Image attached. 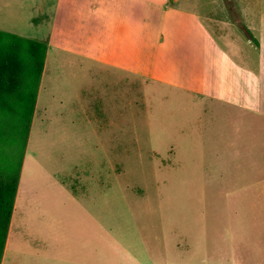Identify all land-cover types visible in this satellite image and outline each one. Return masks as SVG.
<instances>
[{
    "label": "rangeland",
    "instance_id": "1",
    "mask_svg": "<svg viewBox=\"0 0 264 264\" xmlns=\"http://www.w3.org/2000/svg\"><path fill=\"white\" fill-rule=\"evenodd\" d=\"M197 1L206 21L241 26L239 0ZM36 20L46 26L0 31L48 40L49 15ZM15 48H0V156L20 175L6 264H264V152L240 151L238 114L139 76L85 78L62 61L44 72L21 146L9 110L29 59Z\"/></svg>",
    "mask_w": 264,
    "mask_h": 264
},
{
    "label": "crops",
    "instance_id": "2",
    "mask_svg": "<svg viewBox=\"0 0 264 264\" xmlns=\"http://www.w3.org/2000/svg\"><path fill=\"white\" fill-rule=\"evenodd\" d=\"M197 2L0 0V25L43 27L46 23L34 19L49 15L37 93L46 77L60 72L62 61L85 78L103 73L139 76L184 92L203 107L211 104L233 110L239 115L232 127L240 130V151L264 152V0L237 2L241 26L230 19L206 21L194 7ZM53 178L77 199L76 189L68 190L66 181ZM19 180L20 175L0 264H6L10 251ZM37 257L39 264H52L49 255Z\"/></svg>",
    "mask_w": 264,
    "mask_h": 264
},
{
    "label": "trees",
    "instance_id": "3",
    "mask_svg": "<svg viewBox=\"0 0 264 264\" xmlns=\"http://www.w3.org/2000/svg\"><path fill=\"white\" fill-rule=\"evenodd\" d=\"M6 43H15L16 48L13 52L18 51L17 48L25 49V53L27 54L29 59V64L25 78L23 80L21 91L16 97V100L11 104V109L9 110L12 114L16 115L21 120V123L18 124V122H12L8 126L13 129L16 125L20 126L23 124L24 131L21 146H25V139L28 133L29 123L35 104L37 86L39 83L40 74L43 68L44 57L47 49V40L45 41L37 39H28L20 37L13 33L0 31V48L3 47ZM1 69L2 68H0V70ZM2 126L3 125H1L0 123L1 145L4 143V130ZM6 126L7 124H4L5 128ZM18 164H20L19 166L21 167V160L18 161ZM7 165V156L4 158H1L0 156V259L5 244L7 229L13 208L14 196L18 182V174L15 173V175L9 176L7 171Z\"/></svg>",
    "mask_w": 264,
    "mask_h": 264
}]
</instances>
